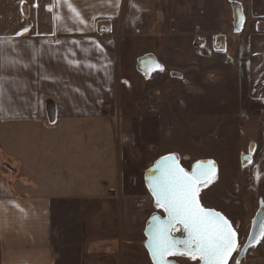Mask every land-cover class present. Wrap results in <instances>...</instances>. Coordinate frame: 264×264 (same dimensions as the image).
<instances>
[{"label":"crops","instance_id":"crops-1","mask_svg":"<svg viewBox=\"0 0 264 264\" xmlns=\"http://www.w3.org/2000/svg\"><path fill=\"white\" fill-rule=\"evenodd\" d=\"M68 3L79 18L64 0H0V55L17 61L0 70V264H51L60 203L107 199L122 168L138 160L120 76L145 55L161 65V51L145 46L147 13L159 6ZM242 10L234 48L239 89L229 92L235 108L264 125V0H244ZM222 36H214L219 50ZM257 140L250 164L264 168V132Z\"/></svg>","mask_w":264,"mask_h":264},{"label":"rangeland","instance_id":"rangeland-1","mask_svg":"<svg viewBox=\"0 0 264 264\" xmlns=\"http://www.w3.org/2000/svg\"><path fill=\"white\" fill-rule=\"evenodd\" d=\"M243 1L152 0L162 10L147 13L145 46L149 52L161 51L163 70L143 72L130 62L120 76L122 88L128 87L125 111L134 123L138 160L131 157L128 168H122L120 187L107 199L60 203L51 264H152L143 229L150 214L164 211L147 191L144 171L170 152L187 169L198 159L216 161L215 178L201 186L199 199L222 212L237 232L240 247L229 264H264V239L237 260L258 201H264V168L240 163L241 152L250 143L258 145L264 125L249 110L234 107L233 92L239 89L234 70L240 72L234 48ZM215 35L224 37L222 50L214 47ZM169 258L199 263L179 253Z\"/></svg>","mask_w":264,"mask_h":264},{"label":"snow or ice","instance_id":"snow-or-ice-1","mask_svg":"<svg viewBox=\"0 0 264 264\" xmlns=\"http://www.w3.org/2000/svg\"><path fill=\"white\" fill-rule=\"evenodd\" d=\"M23 2L24 0H21V4ZM59 2L60 0H57L58 4ZM64 2L77 18L81 16L68 0ZM109 2L110 6L117 9L120 6V0ZM95 19L94 16L93 20ZM243 21L244 17L240 14L237 31L240 30ZM28 30L23 29L24 32ZM4 43L5 41L0 39V45ZM15 63H17L15 59H7L0 55V70L5 64ZM156 67L163 70L159 64ZM2 81L3 77H0V96L4 91ZM0 112H3L2 103ZM243 159L251 163L250 155ZM215 174V162L211 160L197 161L190 172L180 166L175 154L166 155L157 161L155 174L148 178L149 187L155 197L156 207L163 209L167 215L163 219L154 215L150 221L147 247L154 264H170L167 257L176 254L178 250L179 254L187 255L191 260L202 264H229V258L240 247L237 232L225 216L214 209L203 207L198 198L201 186L207 187L215 178ZM261 204L264 206V201ZM259 215L261 219L258 225L257 222H253V227L257 230L248 237L253 245L264 239V213ZM181 229L187 234L182 240L173 236V232ZM247 247L245 245L244 250Z\"/></svg>","mask_w":264,"mask_h":264},{"label":"water","instance_id":"water-1","mask_svg":"<svg viewBox=\"0 0 264 264\" xmlns=\"http://www.w3.org/2000/svg\"><path fill=\"white\" fill-rule=\"evenodd\" d=\"M157 64H159V62L155 59V57L154 56H152V55H145V56H143V57H141L140 59H139V61H138V69L139 70H141V71H143V72H148V71H152V70H156V69H158L157 67H156V65ZM160 65V64H159ZM253 150H254V144L253 143H250V145H249V147H248V151L247 152H242L241 154H240V161H241V164L242 165H247V164H250L247 160H244L243 158L245 157V156H251V161H252V152H253ZM170 154H175L176 156H177V154L176 153H173V152H170V153H165V154H163V155H161V156H159L156 160H154L153 161V163L152 164H150L146 169H145V171H144V184H145V187H146V189H147V191L149 192V194H150V196H151V198H152V200H153V202H154V204L156 205V203H155V197L152 195V192H151V189H150V187H149V177L150 176H152V175H154L155 174V168H156V163H157V161L158 160H160L162 157H164V156H166V155H170ZM178 157V156H177ZM209 160H211V161H214L215 162V167H216V173H217V163H216V161L213 159V158H202V159H198V160H196V161H194L193 163H192V165H191V167H190V169H187L186 167H184L183 166V164L181 163V161L179 160V158H178V161H179V164H180V166L181 167H183V168H185V170H187V171H191L192 170V166L193 165H195L196 164V162L197 161H209ZM216 175V174H215ZM199 198V197H198ZM200 200V199H199ZM263 200H259L258 201V208H257V210H256V212H255V214H254V216H253V218H252V220H251V223H250V229H249V232H248V235H247V237H246V240H245V242H244V244L242 245V247H241V249H240V251H239V253H238V255H237V260H240L244 255H245V253H246V251H247V249L248 248H250V247H252V246H254V245H256V244H252V242L248 239V237L250 236V235H252V234H254V232L257 230L256 228H254L253 227V222L255 221V222H257V225H258V223H259V221H260V219H261V217H260V213H264V206H262V204H261V202H262ZM200 203H201V201H200ZM202 204V203H201ZM203 206V205H202ZM204 207V206H203ZM205 208H209V207H205ZM210 209H214V208H210ZM215 211H217V212H220L219 210H216V209H214ZM223 216H225L222 212H220ZM159 216L161 219H163L167 214L164 212V215H159L158 213H156V212H153L152 214H150V216L148 217V219H147V221H146V223H145V226H144V229H143V232H144V235H145V240H144V247L146 248V250H147V253H148V255H149V258H150V260H151V262H152V264H154V261L152 260V257H151V253H150V251H149V249H148V247H147V241H148V235H147V233H148V231H149V229H150V221H152V217L153 216ZM226 217V216H225ZM227 218V217H226ZM228 219V218H227ZM229 220V219H228ZM230 221V220H229ZM231 223V222H230ZM232 224V223H231ZM233 226V225H232ZM234 228V227H233ZM186 233L181 229L180 230V234H178V235H174L173 234V236L175 237V238H177V239H184L185 237H186ZM237 239H238V237H237ZM245 245H247L248 247L246 248V250H244V247H245ZM177 253H179V250L177 251ZM235 253L236 252H234L233 254H232V257L235 255ZM232 257H230L229 258V262H230V260L232 259ZM167 259L170 261V264H179V263H177V262H175L174 260H172V259H170L169 257H167ZM198 264H202V262H199Z\"/></svg>","mask_w":264,"mask_h":264},{"label":"built area","instance_id":"built-area-1","mask_svg":"<svg viewBox=\"0 0 264 264\" xmlns=\"http://www.w3.org/2000/svg\"><path fill=\"white\" fill-rule=\"evenodd\" d=\"M178 156V155H177ZM179 158V157H178ZM180 159V158H179ZM160 215V214H159ZM164 215V214H163ZM173 234L174 235H178V234H180V230L179 231H175V232H173Z\"/></svg>","mask_w":264,"mask_h":264},{"label":"bare ground","instance_id":"bare-ground-1","mask_svg":"<svg viewBox=\"0 0 264 264\" xmlns=\"http://www.w3.org/2000/svg\"><path fill=\"white\" fill-rule=\"evenodd\" d=\"M215 46H216V47H219V45H218L217 43L215 44ZM178 157H179V155H178ZM179 160H180V159H179ZM146 221H147V220H146Z\"/></svg>","mask_w":264,"mask_h":264}]
</instances>
